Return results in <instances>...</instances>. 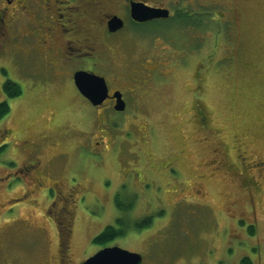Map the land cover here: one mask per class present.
I'll list each match as a JSON object with an SVG mask.
<instances>
[{"label": "rangeland", "instance_id": "374dc122", "mask_svg": "<svg viewBox=\"0 0 264 264\" xmlns=\"http://www.w3.org/2000/svg\"><path fill=\"white\" fill-rule=\"evenodd\" d=\"M225 13L231 24L214 35L201 30L166 37L156 23L150 25L146 46L131 42V58L162 62L165 76L142 86L140 93H125L129 108L124 113L96 111L71 77L46 80L35 74L43 69L38 59L14 56L11 61L14 51L0 52L2 72L23 89L13 98L0 90V102L11 106L0 121V138L13 134V140L3 142L0 176L25 162L29 150L24 145L34 141L47 164L46 179L79 183L65 194L78 200L72 223L75 261L103 248L93 238L107 225L120 226L122 218L118 228L125 235L108 245L140 253L142 264H238L250 249L240 238L260 242L264 264V191L254 198L255 237L233 217L246 214L248 223L255 221L240 183L210 167L219 145L230 149L239 143L248 156L264 160V0H237V10L229 4ZM121 74L107 78L111 89L136 90L138 83L124 81ZM200 111L207 125H201ZM171 160L168 176L162 169ZM153 164L162 167V174ZM26 186L9 192L0 185V264L43 259L52 264L57 228L44 215L48 200L33 194L6 214V200L22 197ZM118 193L124 203L135 200L127 214L116 205ZM148 216L150 225L142 227ZM233 238L239 239L231 244Z\"/></svg>", "mask_w": 264, "mask_h": 264}, {"label": "flooded vegetation", "instance_id": "af4514ba", "mask_svg": "<svg viewBox=\"0 0 264 264\" xmlns=\"http://www.w3.org/2000/svg\"><path fill=\"white\" fill-rule=\"evenodd\" d=\"M136 3L169 9L170 17L138 22L131 16L132 5ZM229 4L233 10H237V0H213L209 3H199L197 0H170V3L163 5L160 2H150V0H0V52L7 48L14 51V55H10L11 61H14V56H21L26 60L38 59L43 69H37L35 74L41 75L49 81L61 80L65 82L71 77L79 93L81 92L74 79V75L78 71L94 73L104 77L106 81L107 78L116 77L118 73L122 72L121 77L124 81L138 83L136 90L111 89L107 81L110 97L103 104L97 106L81 94L97 109L96 111L101 109L124 113L129 108L125 93L135 92L134 94H136L143 88L142 86L145 87L146 84L153 82L161 75L165 76L161 70L162 62L158 63L159 59L157 60L158 64H153L148 61L151 59L148 56L143 62L136 63L135 58H131V53H133L131 42L142 43L146 46L149 40L150 25L171 20L179 8V10L184 9L193 15L197 23L201 21L202 24H205L208 19V27L190 32L207 30L214 35L215 29L220 31L226 24H231L228 21L227 13H225ZM114 17H118L123 26L112 31L109 28V23ZM209 32L207 33L209 34ZM216 32L215 36H218ZM186 33L189 32H182L180 29L176 36H182ZM166 37L170 36L166 35ZM2 58L0 55V63ZM2 69L4 68L0 66V90L2 94L4 91L7 95L4 85L11 79L7 76V71L3 73ZM129 72L133 73L129 74ZM116 91H121L126 102L124 111L115 109L117 100L113 95ZM198 117L202 126L207 125L206 117L201 111L198 113ZM9 132V135L0 138V152L5 145L4 141L13 140L12 130ZM24 146L29 150L25 162L18 165L14 173L6 172L0 176V185L9 192L14 188H19L20 185L29 184L24 188L22 197H10L6 200L4 203V206H8L6 214L11 213L13 208L16 209V207H12L15 203L27 201L30 196L38 193L48 200L44 215L49 223L54 224L57 228L56 250L52 264H82L98 250L87 254L80 261H75L72 256V223H75L76 220L74 211L78 200L77 197L73 199L71 195L66 197L65 194L67 189L75 191L80 185L68 177L66 178L68 184L62 180L49 181L46 179L44 169L47 164L39 156L41 152L39 144L30 141ZM94 152L99 153L100 149H96ZM214 152L215 156L210 161V167L213 170L228 173L240 183V188L245 192L248 199L246 205L255 216V221L253 219L249 223L245 218L246 214L233 215L234 220L240 223L238 225L240 229L250 232L252 230L251 233L256 237L258 218L254 198L258 192L264 191V160L248 156L239 143L230 149L219 145L215 147ZM173 161L171 160L166 168L162 169L168 176L170 174L167 168ZM150 167L162 174L160 171L162 167L157 168L154 164ZM13 174L16 177L9 180ZM138 178L140 179L139 176ZM141 182L143 183V180ZM142 183L138 185L137 182L136 186L140 187ZM125 188L126 185H122V189ZM236 204L240 205L238 202L232 205L235 206ZM242 208L245 210V205ZM12 221L15 223L14 220ZM235 239L239 238L231 239L230 243L232 244ZM244 240L250 244V253L248 250H244L243 253L245 254L240 258L238 264H256L258 259L259 264H262L260 258L263 250L260 242L256 238L239 239V241ZM1 251L2 249H0V254ZM42 262L45 264L48 260L43 259L39 264Z\"/></svg>", "mask_w": 264, "mask_h": 264}, {"label": "water", "instance_id": "95a60500", "mask_svg": "<svg viewBox=\"0 0 264 264\" xmlns=\"http://www.w3.org/2000/svg\"><path fill=\"white\" fill-rule=\"evenodd\" d=\"M131 16L138 22H146L154 19L169 18L170 10L136 3L132 5ZM122 26L123 23L118 17L112 18L109 23V28L112 31ZM74 79L80 92L87 97L93 105H101L110 97L109 86L104 77L81 70L75 73ZM113 97L117 100L115 109L117 111H124L126 102L123 99L121 91H116ZM142 261L143 257L140 253L114 245L99 249L82 264H142Z\"/></svg>", "mask_w": 264, "mask_h": 264}, {"label": "trees", "instance_id": "16d2710c", "mask_svg": "<svg viewBox=\"0 0 264 264\" xmlns=\"http://www.w3.org/2000/svg\"><path fill=\"white\" fill-rule=\"evenodd\" d=\"M180 9V8H179ZM175 11V14L171 17V20L165 21L160 23V31L161 33L166 34L167 36L174 35L176 36L177 33L180 32V29H182V32H190L192 30L197 29H203L204 27H208V19L205 21V24H202V22H196V19L193 15H191L188 11L179 10ZM178 36V35H177ZM4 89L7 93V96L10 98L17 97L23 93V89L21 85L18 83L8 80L5 85ZM11 111V106L8 100L0 102V121L6 117ZM121 193H118L116 197V205L118 206L121 213H129L132 208H134L135 200H129L126 203L123 202L121 198ZM118 223L120 226H123V219L119 218ZM151 223V217L144 218L143 223L141 224L142 227H146L150 225ZM120 226H114V225H107L103 231H101L95 238L94 243L100 244L102 246H106L109 242L113 241L116 238L122 237L125 235L126 230L123 228H118ZM251 232H253L251 230ZM249 264V263H247Z\"/></svg>", "mask_w": 264, "mask_h": 264}]
</instances>
